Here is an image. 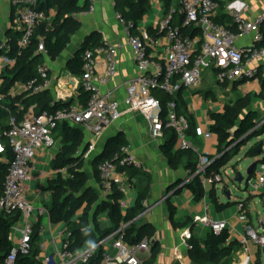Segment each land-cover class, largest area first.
Returning a JSON list of instances; mask_svg holds the SVG:
<instances>
[{
	"label": "built area",
	"instance_id": "obj_1",
	"mask_svg": "<svg viewBox=\"0 0 264 264\" xmlns=\"http://www.w3.org/2000/svg\"><path fill=\"white\" fill-rule=\"evenodd\" d=\"M19 7L17 21L22 27L19 40L21 48H26L35 30L49 19L44 12L37 9L38 0H12ZM183 14L182 26L188 29H199L201 36L190 38L184 36L180 27L173 25L170 17L164 19L159 32L165 37L168 48L164 62L155 61L150 52V46L140 35H132L131 24L126 25L121 16L118 18L125 26L128 35V45L132 52L133 60L142 76L131 79L126 84L125 105L127 110L121 109L120 103L111 98L110 94L102 92L101 88L109 85L118 74L117 52L118 48L109 44H102L94 50L84 53V74L81 77L82 85L86 92L91 94L88 106L73 104L62 107L54 113L37 115L29 111L19 121L15 116L9 119V129L4 137L12 150L14 159L3 186H0V214L17 212L19 221L11 229L10 239L14 244V234L22 226L19 242L14 245L4 264H17L19 254L28 255L32 250L35 221L48 213L44 207L36 208L27 197V186L36 171V158L41 149H50L55 146L54 130L60 124H69L87 131L91 138L88 148L77 155L85 161L94 156L100 139L106 129L120 121L126 114L142 116L149 126V134L154 141H163L165 132L172 130L176 134L175 150L194 149L199 154V148L194 145L191 137V121L188 115L179 114L175 102L168 104L166 115L163 116L162 104L154 96L157 91H163L172 98L185 88L196 89L201 86L204 74L212 71L216 81L220 84L235 83L240 80H259L264 78V47L259 46L264 40V14L257 22H251L244 16L243 11L228 7L231 13L235 31L222 26L214 21L215 14L220 10L221 3L216 0H180ZM94 5L86 13L92 14ZM80 14L74 15L78 20ZM263 24V25H262ZM238 35L253 38L252 46L247 50L240 49L236 44ZM199 45L201 48L199 50ZM10 46L0 44V76L7 69L15 66L16 61L7 53ZM39 52L44 53V43L41 42ZM105 58V73H97L96 56ZM52 85L50 69L47 65L38 68L37 78L22 84L23 93L36 96L46 92ZM9 91L8 95H14ZM6 96L0 94V107L3 108ZM22 108V107H21ZM204 140H211L213 134L210 130L205 133L198 132ZM3 147L0 142V152ZM123 158H116L114 162L104 160L97 166V172L102 185L104 196L113 188L124 195L121 208L126 211L128 204L126 194L130 180L126 173L120 172L122 168H135L143 170V164L132 156L128 149L124 150ZM264 157L257 163L252 175L247 180V191L250 197H264ZM210 164L208 157H201L198 165V174H202L201 183L205 189V197L201 201L203 213L193 219L194 225H200L215 234L228 230L224 221H217L211 216L212 205L208 199L210 189L223 183L222 175L208 178L205 171ZM186 181L182 185L185 186ZM240 201L237 203L240 222L247 225L245 236L241 245L253 243L264 251V234L259 233L249 224L246 207ZM146 205V203H145ZM33 219V220H32ZM125 228L127 226H124ZM261 229V228H260ZM41 236V234H40ZM192 231L185 232L184 241L186 250H192L190 241L193 239ZM110 245L116 252L111 254L105 248ZM99 248L104 254L100 264H144L140 254L150 253L151 240L144 239L135 246L128 245L123 238L111 235L97 245L86 246L79 250H69L64 244L59 254L60 264H91Z\"/></svg>",
	"mask_w": 264,
	"mask_h": 264
},
{
	"label": "trees",
	"instance_id": "obj_2",
	"mask_svg": "<svg viewBox=\"0 0 264 264\" xmlns=\"http://www.w3.org/2000/svg\"><path fill=\"white\" fill-rule=\"evenodd\" d=\"M219 1L220 0H216ZM221 3V2H220ZM91 6V0H87L84 5H80V0H38L37 9L44 12L50 20V28L47 22L40 25L34 32L29 45L21 48L19 40L12 41L10 51L7 55L16 61L13 68L3 72L4 83L0 86V94L6 96L3 108L0 107V142L4 144L3 151L0 152V186H3L10 170L11 163L14 159L4 133L9 129V119L15 116L21 121L28 113V110L34 107L37 115L44 113H54L62 107L72 104L55 102L50 92H43L40 95L30 96L27 94L11 97L9 91L17 83H28L37 78L38 68L46 65L47 59L57 60L67 49L72 41V37L80 29L81 24L74 18V15L87 12ZM222 6V3H221ZM119 15L126 25L133 26L132 35H138V26L144 16L149 12V0H123L117 5ZM214 21L218 23L215 19ZM219 24V23H218ZM184 36L198 38L201 36L199 29H188L180 26ZM229 29L235 31V27ZM159 31V29H158ZM157 31V32H158ZM44 43L45 52H39L40 43ZM87 43L79 54L71 61L69 69L77 77L84 74V53L89 48ZM102 44H97L94 48ZM259 46L264 47V40ZM199 50L201 45H199ZM238 83V82H236ZM220 84V83H219ZM225 87L228 84H220ZM236 89V84L233 86ZM260 94L252 96L251 94L241 95L235 102L225 106L222 113H211L212 124L210 132L217 139V156L209 157L205 175L208 178H214L222 174V170L228 166L231 160L239 155L242 147L249 142L264 136V120H259V114L253 109L256 97L264 98V78L260 79ZM183 90L178 93L176 98H172L163 91H157L154 96L160 100L163 109V116L166 115L168 104L175 102L179 114L188 115L184 109L181 99ZM91 94L86 92L83 85L79 91V104L85 108L88 106ZM22 107V108H21ZM191 121V137L194 145L197 147L198 132L193 118ZM7 121V126L5 123ZM262 124V125H261ZM58 139H61L60 152L52 162V169L56 176L48 182L46 190L51 193L50 205L46 207L51 222L53 224L67 225L65 245L69 250H79L86 246H94L102 242L111 235L116 238H123L131 246L138 245L144 239L153 238L149 225H138L139 216L147 209V203L150 197L151 180H146L144 188L138 192L136 205L133 208L124 211L121 208V201L124 195L115 188L102 197L89 184L90 179L85 170V160L78 151L85 150L84 134L81 129L72 127L69 124H60L53 132ZM176 134L169 130L165 132L162 150L169 166L173 170L185 169L189 172V182L184 186L193 196L195 201L200 202L205 197V189L201 183V176L197 175L199 165V154L194 149L175 150ZM129 142L123 134L108 140L103 151L102 158L92 160L94 167V177L99 182L97 166L104 160L123 158L124 150L128 149ZM260 147L259 155L264 153L263 143L258 142L252 146L246 153L247 158H255V151ZM264 161V160H263ZM260 162V161H259ZM258 162V163H259ZM120 172L127 173L130 180L137 177L140 170L135 168H122ZM184 182L179 180L173 187L178 188ZM217 185L213 186L209 193L208 199L215 212H221L226 209L231 202L223 204L217 195ZM224 191H228L224 187ZM252 197H249L243 203L247 207ZM170 219L175 228L185 229L191 227L193 221L186 217L181 220L175 219V208L169 204ZM108 211L110 228L104 232H99L96 224V218L102 212ZM20 214L17 212L0 214V264H4L6 258L10 255L14 244L10 239L11 229L19 221ZM95 224V228H92ZM124 226H127L126 228ZM40 221L34 226V235L32 238V250L28 255L19 254L17 264H40L37 258L40 254ZM192 250L189 251V258L193 264H231V260L240 243L231 241L229 230H224L220 234H215L208 230V234L202 240L192 239L190 242ZM157 246L154 245L152 256L147 264H152L156 258ZM104 250L99 248L95 259L91 264H100L103 258ZM256 264H261L260 254Z\"/></svg>",
	"mask_w": 264,
	"mask_h": 264
},
{
	"label": "crops",
	"instance_id": "obj_3",
	"mask_svg": "<svg viewBox=\"0 0 264 264\" xmlns=\"http://www.w3.org/2000/svg\"><path fill=\"white\" fill-rule=\"evenodd\" d=\"M86 1L80 0V5H84ZM122 2L123 0H91V5H94V12L92 14L86 12L80 14L78 21L81 27L72 37V41L67 49L57 60L52 61L47 59L46 65L50 69L52 81V85L47 91L51 93L55 102L80 105L78 98L82 79L71 73L69 65L87 43H90L88 49L93 48V50L97 44H109L118 48L116 56L118 74L109 85L102 87L101 90L105 94H110L112 99L119 102L122 111L125 112L127 110V106L124 103L126 99V84L131 79L142 76V73L133 60L125 26L118 18L119 11L117 5ZM220 2L222 6L215 14L214 19L220 25L228 28L235 27L232 15L228 11L230 5H234L236 9L243 11L245 18L251 22H257L264 14V0H220ZM19 9V7L13 4L12 0H0V44L9 45L12 41L19 40V35L22 33V27L17 21ZM168 17L171 18L173 25L177 27L182 25L183 14L180 0H149V12L144 16L137 30L138 35L150 46L149 52L152 58L158 62H164L167 57L168 43L158 29L161 22ZM47 25L50 28V20L47 21ZM262 30L264 31V26ZM236 44L240 49L247 50L252 46L253 38L238 35ZM96 65L97 73L104 74L105 58L103 55L96 56ZM263 65L264 61L260 62L259 67L261 68ZM2 76H0V86L4 83ZM235 84L236 89L233 87ZM215 85L221 86L222 92H219V94L213 93L212 87ZM11 91L14 94L11 96L13 98L24 95L22 83H17ZM260 91L259 80H240L238 83H230L225 87L216 81L213 72L211 74L206 72L201 86L196 89L185 88L181 94V99L187 114L193 118L197 132L205 133L209 131L212 124L211 113H222L225 106L235 102L239 96L246 94L257 96L260 94ZM236 92L239 95L234 97ZM226 96H229V98ZM223 99H229L231 102L227 104L223 103ZM233 99L235 100L233 101ZM253 109L258 112L259 120H264V98L256 97ZM29 111L35 113L34 107L30 108ZM77 128L81 129L84 134L85 145L88 144L91 135L84 129ZM120 134H123L129 142V153L143 164V170H140L136 178L130 180L126 173V176L130 180L125 198L128 209L136 205L138 192L145 187L146 180L148 178L151 180L150 197L145 205L147 209L139 216L137 223L139 226L149 225L153 238L151 239L150 253L140 254V259L144 261V264H147L156 244V258L152 264H193L190 261L189 252L185 247V232L190 230L193 233L194 239L202 240L208 234V229L194 224L185 229L175 228L170 219L169 204L175 208L176 220L189 217L193 221L195 216L203 213L201 201H195L194 196L185 187L180 190L179 188L182 184L178 188L173 189L174 185L179 180H184L189 172L185 169L173 170L170 168L163 154V141L151 139L148 123L142 116L138 114H126L120 121L107 128L99 141L94 156L91 160L85 161V166L88 167L89 164L87 163H91L94 157L105 149L109 139ZM59 142V147L55 149H41L37 154L36 171L27 186V197L36 208H46L50 205L51 193L46 188L49 180L56 176L55 171L52 169V162L60 152L61 139H59ZM196 143L197 148H199V162L201 157L217 156L218 142L215 136L211 140H204L198 134ZM263 157L264 153L260 158ZM85 170L90 179L91 175L94 178L89 184L99 195L104 197L101 182L94 177L92 163L90 168L85 167ZM216 190L218 195V187ZM220 202L226 204L221 199ZM228 202H231V199ZM239 202L231 203L232 205H229L221 212H214L212 208L211 216L217 221L226 222L231 234V241L241 243V240L245 236L247 225L239 220L237 208V203ZM259 207L264 212V197L258 196L252 198L246 207L249 217L248 225L254 229L251 211L254 208L260 219V213L262 212ZM38 221H40L41 229L38 245L40 248V254L37 258L38 262L40 264H60L59 254L67 238V225L53 224L49 213L45 214ZM38 221H35V223ZM96 224L99 232H104L110 228L111 223L108 211L102 212L97 216ZM94 225L92 224V228H95ZM21 229L22 226L19 225L18 232L14 234V245L20 240ZM258 229L261 234H264L263 219L259 220ZM105 249L113 255L116 253L109 244ZM259 254L261 264H264V251L261 248L253 243H249L247 246L240 245V248L231 260V264H256Z\"/></svg>",
	"mask_w": 264,
	"mask_h": 264
},
{
	"label": "rangeland",
	"instance_id": "obj_4",
	"mask_svg": "<svg viewBox=\"0 0 264 264\" xmlns=\"http://www.w3.org/2000/svg\"><path fill=\"white\" fill-rule=\"evenodd\" d=\"M207 72H208V74L212 73V71H207ZM212 91H213V93L219 94V92H222V87L219 85H215L212 87ZM238 92H236L234 97L239 95ZM203 97L205 98L204 94H203ZM226 97L229 98V96H226ZM234 100L235 99H233V101ZM222 102L227 104L228 102H231V101L229 99H226ZM263 123H264V121L262 122V124ZM7 124L8 123L6 121L5 126H7ZM54 141H55V146L53 148H50V149H55L56 147L60 146L59 139L55 135H54ZM258 142H262L264 145V136L259 138V139H255V140L249 142L246 146L242 147L239 155L235 156L231 160V162L228 164V166L222 170L221 175L223 177V183L219 184L217 187H218V196L220 197V199L223 202L227 203L229 201L224 195V193H225L224 187H227L228 191L231 194V203H236V202H239L240 200H247L250 197V193L247 191V180L249 178L248 170L253 164L258 163L262 159V158H260L262 155L255 157V158H247L246 153L249 151V149L252 146H254ZM1 145H2V147L4 146V144L2 142H1ZM263 151H264V147H263ZM87 164H89V165H88V167L86 166V168H90L91 163L88 162ZM239 175H241L244 178V181L242 183L236 182ZM93 179L94 178L91 175L90 181H92ZM188 180H189V174L186 176V178L184 180H181V181L186 182ZM253 207H254V205H253ZM259 209L261 211L262 208L259 207ZM261 212H262V213H260L261 217L259 219L254 208H252V211H251V215H252V219H253V225H254L255 229L257 231H259V233H261L260 230L258 229L259 220H261V219L264 220V212L263 211H261Z\"/></svg>",
	"mask_w": 264,
	"mask_h": 264
},
{
	"label": "water",
	"instance_id": "obj_5",
	"mask_svg": "<svg viewBox=\"0 0 264 264\" xmlns=\"http://www.w3.org/2000/svg\"><path fill=\"white\" fill-rule=\"evenodd\" d=\"M263 25V24H262ZM88 148V144H86L85 145V150ZM84 150V151H85ZM104 151V150H103ZM103 151L100 153V154H98L97 156H96V158H102V156H103ZM259 152H260V147H258L257 148V150L255 151V156H258L259 155ZM256 165H257V163L256 164H253L250 168H249V170H248V176L250 177L251 175H252V172H253V170H254V168L256 167ZM199 176H201L202 174H198ZM244 181V178L241 176V175H239V177L237 178V180H236V182L237 183H242ZM184 188V186L182 185L179 189L181 190V189H183ZM225 197L228 199V200H230L231 199V194H230V192L229 191H227L226 192V194H225Z\"/></svg>",
	"mask_w": 264,
	"mask_h": 264
}]
</instances>
